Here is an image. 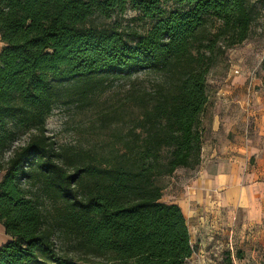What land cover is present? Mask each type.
Instances as JSON below:
<instances>
[{"label":"trees","instance_id":"1","mask_svg":"<svg viewBox=\"0 0 264 264\" xmlns=\"http://www.w3.org/2000/svg\"><path fill=\"white\" fill-rule=\"evenodd\" d=\"M254 1L0 0V223L11 238L0 264L192 257L185 216L162 202L161 182L199 168L207 80L251 37ZM128 10L150 29L108 24ZM142 73L152 88L133 93V131L119 148L68 154L49 136L58 103ZM68 240L74 256L64 252Z\"/></svg>","mask_w":264,"mask_h":264},{"label":"rangeland","instance_id":"2","mask_svg":"<svg viewBox=\"0 0 264 264\" xmlns=\"http://www.w3.org/2000/svg\"><path fill=\"white\" fill-rule=\"evenodd\" d=\"M254 3L258 15L251 37L229 50L208 77V106L200 127L203 143L211 137L215 124L219 123L220 130H224L223 118L231 115V105L239 97L237 86L251 85L252 91L264 90V2L255 0ZM110 23L118 25L126 34L144 33L151 27L150 21L132 10L115 15ZM153 80L143 73L110 78L87 100L67 97L55 106L47 121L49 136L68 154L87 152L107 156L133 131V93L152 88ZM48 208L52 210V205ZM248 210L247 207L235 210L230 220L220 222L218 227L225 234H219V239L215 236L213 241H220L222 246L209 254L197 252V264H203V259L208 258L209 264H264V204L258 220L249 218ZM227 212L230 216L231 212ZM64 252L74 256L70 240L64 243Z\"/></svg>","mask_w":264,"mask_h":264},{"label":"crops","instance_id":"3","mask_svg":"<svg viewBox=\"0 0 264 264\" xmlns=\"http://www.w3.org/2000/svg\"><path fill=\"white\" fill-rule=\"evenodd\" d=\"M3 44L0 39V52ZM232 113L223 118L224 130L214 125L202 145L201 164L194 171L178 170L164 178L162 202L178 205L186 219L194 253L185 264H197V252L222 246L213 241L225 234L218 225L235 210L247 207L258 220L264 204V90L236 87ZM247 94V95H246ZM2 174H0V182ZM230 211V216H227ZM214 226V227H212ZM247 229V228H246ZM232 234V232H231ZM0 223V247L10 241ZM209 258L203 264H209Z\"/></svg>","mask_w":264,"mask_h":264}]
</instances>
